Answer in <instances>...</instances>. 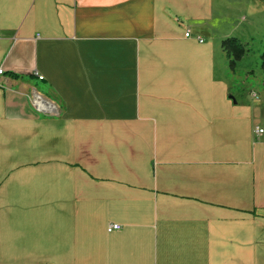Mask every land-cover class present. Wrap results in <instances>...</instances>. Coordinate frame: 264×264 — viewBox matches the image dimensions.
Returning a JSON list of instances; mask_svg holds the SVG:
<instances>
[{"label": "crops", "instance_id": "1", "mask_svg": "<svg viewBox=\"0 0 264 264\" xmlns=\"http://www.w3.org/2000/svg\"><path fill=\"white\" fill-rule=\"evenodd\" d=\"M262 21L264 0H0V264H264V114L222 47Z\"/></svg>", "mask_w": 264, "mask_h": 264}, {"label": "rangeland", "instance_id": "2", "mask_svg": "<svg viewBox=\"0 0 264 264\" xmlns=\"http://www.w3.org/2000/svg\"><path fill=\"white\" fill-rule=\"evenodd\" d=\"M257 24L259 25L254 26L247 34L248 36H245L244 40L241 41L248 53L237 63L236 74L231 73L230 76L238 84V87L236 86L237 91L246 93L252 100L260 104L259 106L264 114V87L262 85L260 60L264 50V21L261 23L257 22ZM232 37H236V35ZM254 92L258 93V98H254Z\"/></svg>", "mask_w": 264, "mask_h": 264}, {"label": "trees", "instance_id": "3", "mask_svg": "<svg viewBox=\"0 0 264 264\" xmlns=\"http://www.w3.org/2000/svg\"><path fill=\"white\" fill-rule=\"evenodd\" d=\"M222 47L227 54L229 61V68L232 71H236L237 63L241 61L248 53L245 45L241 42L239 38L231 37L223 41ZM261 60V70H262V85L264 87V50L260 57ZM15 78H19L18 75H13Z\"/></svg>", "mask_w": 264, "mask_h": 264}, {"label": "built area", "instance_id": "4", "mask_svg": "<svg viewBox=\"0 0 264 264\" xmlns=\"http://www.w3.org/2000/svg\"><path fill=\"white\" fill-rule=\"evenodd\" d=\"M186 37H190V32L186 33ZM202 42V41H201ZM3 68V67H2ZM1 76V75H0ZM40 79H42V77L39 76ZM254 98H258V94L257 93H253ZM34 102L37 105V107L41 110H43L46 113H52V112H56L57 111V107L55 104L52 103H46V101L43 99L42 96H39L38 92H35L34 94ZM264 133V131L261 128H257L256 129V134L257 135H262ZM120 226L119 225H112L109 227V232H113L116 230H119Z\"/></svg>", "mask_w": 264, "mask_h": 264}, {"label": "bare ground", "instance_id": "5", "mask_svg": "<svg viewBox=\"0 0 264 264\" xmlns=\"http://www.w3.org/2000/svg\"><path fill=\"white\" fill-rule=\"evenodd\" d=\"M4 74V71L1 69L0 70V75H3Z\"/></svg>", "mask_w": 264, "mask_h": 264}, {"label": "water", "instance_id": "6", "mask_svg": "<svg viewBox=\"0 0 264 264\" xmlns=\"http://www.w3.org/2000/svg\"><path fill=\"white\" fill-rule=\"evenodd\" d=\"M233 99V98H232Z\"/></svg>", "mask_w": 264, "mask_h": 264}]
</instances>
